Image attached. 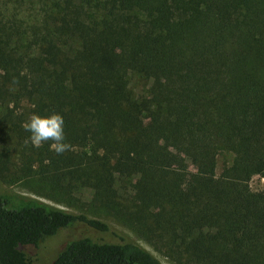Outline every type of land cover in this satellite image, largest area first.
I'll return each instance as SVG.
<instances>
[{"label": "trees", "instance_id": "1", "mask_svg": "<svg viewBox=\"0 0 264 264\" xmlns=\"http://www.w3.org/2000/svg\"><path fill=\"white\" fill-rule=\"evenodd\" d=\"M53 112L60 154L23 127ZM255 175L264 0H0V264H162L98 214L177 264H264ZM76 225L113 238L29 252Z\"/></svg>", "mask_w": 264, "mask_h": 264}, {"label": "rangeland", "instance_id": "2", "mask_svg": "<svg viewBox=\"0 0 264 264\" xmlns=\"http://www.w3.org/2000/svg\"><path fill=\"white\" fill-rule=\"evenodd\" d=\"M231 159H232L231 154L221 153L219 155V158H218L217 173L221 172L223 166L226 163H230ZM187 167L189 169H193V166L189 162H187ZM4 186H5L4 188L15 191L19 194L37 197L41 200H44L45 202H48V203L53 204L55 206L64 208L66 210L80 212L77 209H73L71 207H68V206L62 204V203L55 202V201L51 200L50 198L40 196L37 193L31 191L29 188H26L24 186L23 187L19 186V185H10V186L4 185ZM250 186L253 190L263 189L264 177L259 176V175L253 176L252 179L250 180ZM97 217L104 220V221L109 222L121 234L126 235L127 237L139 242L145 249H147L154 256H156L162 262V264H177L170 257H168V256L164 255L163 253L159 252L158 250H156L152 245H150V244L146 243L145 241L139 239L131 229H129L128 227H126L125 225H123L122 223L117 221L115 218L108 216V215H104V214H98ZM83 234H92L94 236L101 237V238L104 237L106 239L113 238L110 235L96 233V232L88 229L85 225H76L72 228L61 229L57 233L58 236L56 235L57 237L55 239L51 240L52 237H50V238H48V240L42 242V244L38 248H32L29 252L36 257L38 256L40 262H46L51 257V254H52L51 249L53 247V243L56 246H58L64 240L68 239L69 236L73 237V236H79V235H83Z\"/></svg>", "mask_w": 264, "mask_h": 264}, {"label": "clouds", "instance_id": "3", "mask_svg": "<svg viewBox=\"0 0 264 264\" xmlns=\"http://www.w3.org/2000/svg\"><path fill=\"white\" fill-rule=\"evenodd\" d=\"M23 127L30 134L28 139L35 147L51 141L49 146L57 154L62 153L68 147L65 142L64 119L57 112L49 115L33 113L24 122Z\"/></svg>", "mask_w": 264, "mask_h": 264}]
</instances>
